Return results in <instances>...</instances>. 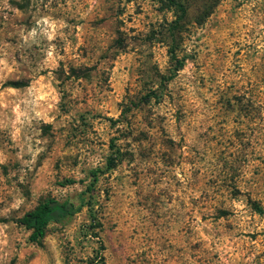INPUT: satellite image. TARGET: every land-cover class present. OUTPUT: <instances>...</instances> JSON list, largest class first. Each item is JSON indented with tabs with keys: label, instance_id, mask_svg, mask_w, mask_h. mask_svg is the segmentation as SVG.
<instances>
[{
	"label": "rangeland",
	"instance_id": "374dc122",
	"mask_svg": "<svg viewBox=\"0 0 264 264\" xmlns=\"http://www.w3.org/2000/svg\"><path fill=\"white\" fill-rule=\"evenodd\" d=\"M205 1L185 0V66L162 84L163 0H0V264H95L101 242L105 264H264V0ZM112 138L99 237L84 205L31 241L16 219L83 204Z\"/></svg>",
	"mask_w": 264,
	"mask_h": 264
},
{
	"label": "trees",
	"instance_id": "16d2710c",
	"mask_svg": "<svg viewBox=\"0 0 264 264\" xmlns=\"http://www.w3.org/2000/svg\"><path fill=\"white\" fill-rule=\"evenodd\" d=\"M168 8H171L175 12V19L170 22L167 28V35L170 38L169 43V53L171 58V68L169 74L162 76V84L172 80L181 69L185 66V58L178 55V36L183 31V28L186 24V19L188 17V8L186 6L185 0H163ZM219 0H206L205 1V11L206 13L212 12V9L217 5ZM203 15L201 18H197L199 23L202 22ZM14 86L27 85L25 81H11L9 82ZM152 97H158L155 91H152L146 94L144 97L139 100V102H131V105L127 106L123 113L122 117L124 120L119 119L117 122H126L128 121V113L132 108L139 107L142 103L149 101ZM116 138L111 140L112 153L107 158L106 168H95L90 170V177L92 180L86 185V192L88 194L87 198L84 199L83 204L77 205L76 203L69 200H59L56 197H46L42 199L33 209L24 213L21 217L16 219V222L23 225L27 230L30 231V240L36 243H42L43 239L47 235L48 227L51 222L62 221L63 219L69 218L80 211L81 207L87 205L90 211L92 221L95 224H91L93 227V232L95 236L99 237L97 232L98 223L97 216L94 212L93 200L95 197V188L99 180V176L106 170L115 168L117 163L122 159L121 150L116 146ZM77 180L74 178H69L64 181V185H70L76 183ZM256 209L264 213L263 208L255 204ZM104 249V244L101 242L100 250L96 256V260H92L91 263H101L105 264L104 254L102 250ZM100 261V262H99Z\"/></svg>",
	"mask_w": 264,
	"mask_h": 264
}]
</instances>
